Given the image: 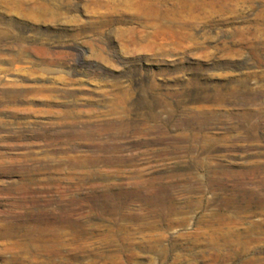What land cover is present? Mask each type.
Here are the masks:
<instances>
[{
  "label": "rangeland",
  "instance_id": "obj_1",
  "mask_svg": "<svg viewBox=\"0 0 264 264\" xmlns=\"http://www.w3.org/2000/svg\"><path fill=\"white\" fill-rule=\"evenodd\" d=\"M46 261L264 264V0H0V264Z\"/></svg>",
  "mask_w": 264,
  "mask_h": 264
},
{
  "label": "bare ground",
  "instance_id": "obj_2",
  "mask_svg": "<svg viewBox=\"0 0 264 264\" xmlns=\"http://www.w3.org/2000/svg\"><path fill=\"white\" fill-rule=\"evenodd\" d=\"M253 128V127H252ZM26 159V158H25ZM258 168H251V172H254V170H256ZM261 171V170H259ZM142 183V182H140ZM25 186L26 183H23ZM78 187H63V191L64 193L68 192V191H72V190H78ZM127 191V190H126ZM125 190H116V191H111L110 194H112L113 192H126ZM73 192V191H72ZM71 192V193H72ZM91 194V193H90ZM92 194L94 195L95 193L92 192ZM111 196V195H110ZM73 198V197H72ZM77 198V197H74ZM70 199V198H69ZM263 199V198H262ZM70 205H75V200L74 199H70L69 200ZM24 202L20 203L21 205ZM263 203V202H262ZM28 208L30 209H34L36 207L39 206V203L37 202L36 199H31L28 201ZM46 208H50V203L49 201H46V203L44 204ZM50 205V206H49ZM70 205L66 206H61L59 207V211L62 212V215H58V214H48L47 215V210H43V207L38 208V211H31L29 213H27V215H24L25 219H29L30 221L27 224H22L18 223V224H13V223H8L5 225V227L8 226V228H6L7 231H5L3 234L4 235H11L12 231L17 228V226H25L27 229V233L29 236L34 237V235L37 232H41L42 235L43 234H54L55 237H60V236H64V233H66V230L71 231V233L73 234L72 237V243L77 242L79 240V232L80 229L82 228V223L76 219L73 218V214H72V207L70 208ZM261 205V204H260ZM45 208V209H46ZM55 209V208H54ZM76 209V208H75ZM52 211V210H51ZM55 211V210H54ZM76 212V210H74ZM78 211V210H77ZM244 211V210H243ZM53 212V211H52ZM58 212V210H57ZM74 212V213H75ZM56 213V212H55ZM67 213H69L67 215ZM79 213V212H78ZM66 214V215H65ZM21 216V215H20ZM125 218H127L128 216H124ZM135 219H140V217H135ZM183 222V221H182ZM61 232V233H60ZM224 236V235H223ZM64 238V237H63ZM155 238V237H154ZM71 241V240H70ZM134 241H128L125 238H122L119 240V243L121 245H132ZM160 242V241H159ZM114 242H110V244H112ZM64 244V243H62ZM67 244V243H66ZM109 244V245H110ZM70 245V244H69ZM64 246V245H63ZM209 247V246H208ZM215 245H212V249L215 248ZM226 247V246H225ZM61 252V251H60ZM160 254L163 255L164 259L166 258L167 254H168V250L165 248H161L160 249ZM61 255V254H59ZM56 257V256H55ZM70 257V256H69ZM64 259V258H63ZM77 260V259H76ZM54 261V260H53ZM53 261H46V264H58V263H54ZM175 261V259H174ZM78 264V263H77ZM89 264V263H88ZM95 264V263H94ZM176 264V263H175Z\"/></svg>",
  "mask_w": 264,
  "mask_h": 264
}]
</instances>
